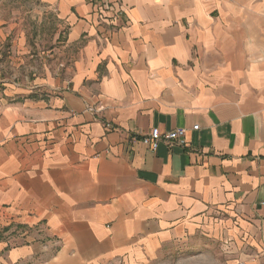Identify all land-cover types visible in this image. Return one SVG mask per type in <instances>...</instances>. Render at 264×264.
I'll use <instances>...</instances> for the list:
<instances>
[{
    "label": "crops",
    "instance_id": "1",
    "mask_svg": "<svg viewBox=\"0 0 264 264\" xmlns=\"http://www.w3.org/2000/svg\"><path fill=\"white\" fill-rule=\"evenodd\" d=\"M50 1L81 47L2 84L0 264H264V0Z\"/></svg>",
    "mask_w": 264,
    "mask_h": 264
},
{
    "label": "rangeland",
    "instance_id": "2",
    "mask_svg": "<svg viewBox=\"0 0 264 264\" xmlns=\"http://www.w3.org/2000/svg\"><path fill=\"white\" fill-rule=\"evenodd\" d=\"M51 3L0 0V96L4 93L3 83L29 88L31 96L40 98L48 91L60 89L71 78L81 43L72 46L66 42L68 25ZM20 99L21 96L16 101ZM196 248L171 247L165 259L177 261L204 253L208 258L213 256Z\"/></svg>",
    "mask_w": 264,
    "mask_h": 264
},
{
    "label": "built area",
    "instance_id": "3",
    "mask_svg": "<svg viewBox=\"0 0 264 264\" xmlns=\"http://www.w3.org/2000/svg\"><path fill=\"white\" fill-rule=\"evenodd\" d=\"M106 8L109 9L110 6L107 5ZM115 13H119V11ZM193 129H198V126H193ZM185 133L186 129L184 128L161 132L157 128L153 127L150 129L149 133L142 136L141 141L148 145L151 150H156L159 146V143L168 144L169 146H172L174 142L179 143L180 138L184 136Z\"/></svg>",
    "mask_w": 264,
    "mask_h": 264
},
{
    "label": "trees",
    "instance_id": "4",
    "mask_svg": "<svg viewBox=\"0 0 264 264\" xmlns=\"http://www.w3.org/2000/svg\"><path fill=\"white\" fill-rule=\"evenodd\" d=\"M3 230H0V237L2 236Z\"/></svg>",
    "mask_w": 264,
    "mask_h": 264
}]
</instances>
